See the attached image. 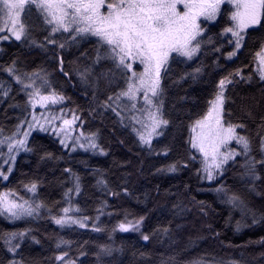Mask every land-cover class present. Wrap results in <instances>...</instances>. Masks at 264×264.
Instances as JSON below:
<instances>
[{
    "label": "trees",
    "instance_id": "trees-1",
    "mask_svg": "<svg viewBox=\"0 0 264 264\" xmlns=\"http://www.w3.org/2000/svg\"><path fill=\"white\" fill-rule=\"evenodd\" d=\"M24 19L37 45L15 38L0 41V130L5 136L11 135L18 125L22 130L25 128L26 123L21 124V121L26 117L30 119L27 95L5 71L15 61L21 75L39 69L49 74L51 86L66 97L59 106L68 112L76 111L83 121L81 131L98 132L97 142L104 151L70 150L48 131L30 132L27 147L32 151L16 155L8 179L0 177V192L12 189L25 199H31L33 194L26 192L23 184L35 181V199L46 207L37 216L17 220L0 214V234L30 230L15 256L8 253L0 241V264H8L12 259L23 264H58L55 257L60 251L67 252L68 259L75 260V264H192L196 260L201 264H264V219H261L264 179L251 188L250 182L241 178L243 157H238L216 181L202 180L196 171L200 167L199 160H189L195 153L189 152L188 144L190 122L209 107L216 82L228 71L241 68L245 79L237 77L226 89L225 119L245 125L238 131L251 138L253 155L260 158L259 135H264V81L256 71L255 53L264 43V28L256 26L255 30H250L243 50L232 60L209 49L194 63L170 65L162 77L165 91L161 97L164 116L170 123L161 136L153 137L150 151L147 145L139 142L127 120L122 123L111 109L100 107V102L117 91L114 84L103 78L98 85L80 80L78 73L85 67L92 68L93 81L102 71L112 67L106 62L94 64L95 41H81L63 51L51 46L41 48L38 44L47 33L36 10ZM224 24L225 20H221L220 26ZM217 31L218 27H212V33ZM221 43L223 53L231 51L226 41L221 40ZM218 57L219 66L216 64ZM201 62L204 71L200 77L181 79L184 72ZM64 73L69 75L66 77ZM4 90L8 91L7 95L3 94ZM3 151L6 152V147ZM173 163L177 164V170L167 171V166ZM65 169H71V174ZM4 171L7 172L6 167ZM261 175L264 176V170ZM74 176L80 178L79 192L75 191ZM98 180L105 181L107 186L98 184ZM220 185L239 195L248 208L255 211L256 223L251 213L245 214L232 207L214 191ZM69 189H72L73 211L78 208L77 215L89 218L84 228L79 225L62 228L52 219L69 206V197L65 196ZM113 192L117 195L113 196ZM104 202L106 207H103ZM125 213L127 219L144 217L141 231L119 229ZM238 221L242 225L239 230ZM96 228L101 230L96 231ZM144 234L149 235L148 241L142 239ZM59 238L71 241V246L58 250ZM100 245H107L112 251L100 253Z\"/></svg>",
    "mask_w": 264,
    "mask_h": 264
},
{
    "label": "snow or ice",
    "instance_id": "snow-or-ice-1",
    "mask_svg": "<svg viewBox=\"0 0 264 264\" xmlns=\"http://www.w3.org/2000/svg\"><path fill=\"white\" fill-rule=\"evenodd\" d=\"M33 9L47 33L38 44L39 47L51 46L54 50L63 51L67 46L78 45L81 41H95L94 64L106 62L112 67L102 71L95 81L91 79L92 68L85 67L78 73L80 80L85 84L98 85L103 78L109 84H114L117 91L100 102V107L111 109L122 123L127 120L139 142L147 145L150 151L153 137L161 136L162 130L170 123L164 116L161 99L165 91L162 77L167 74L170 65L174 62H183L186 65L189 62L194 63L209 49L214 54L221 53L226 60H232L243 50L247 33L255 30L256 26L264 28V0H0V41L14 37L16 41L37 45L36 39L31 38V27L24 19ZM221 20H225L223 26H220ZM212 27H218L219 31L212 33ZM5 32L9 35L3 34ZM221 40L226 41L231 51L223 53L224 45ZM255 60L256 71L264 81V43L256 51ZM60 63V70L63 72L62 58ZM216 64L219 66V57ZM15 65L16 62L13 61L5 71L22 86L27 95L26 103L32 109L40 105L41 109L47 110L62 104L66 99L62 92L51 86L49 74L45 70L24 72L21 75ZM203 71L201 62L190 71L184 72L181 79L187 76L195 80ZM64 75L67 77L69 74ZM237 77L245 79L241 68L221 76L215 85L214 98L208 101L207 110L190 122L189 152H194L195 155H190L189 160L198 159L200 167L196 170L197 175L202 180L212 182L223 176L230 163L243 157L241 178L249 181L250 187L254 188L257 181L264 179L261 175V170H264V135H259L260 158L257 159L253 155L251 138L238 131L244 129L245 125L234 124L225 119V104L228 99L226 89L234 84ZM3 94L7 95L8 91L4 90ZM69 111L72 112L71 119L64 118L63 108L59 115L54 112L45 115L42 112L39 118L33 112L31 120L26 117L21 121V124L28 125V130H23L22 137L19 135L22 131L20 125L8 136L0 130V160L3 161L0 164V177L8 179L18 153L32 151L27 147V137L34 127L45 132L52 129L65 148L103 153V148L97 142L98 132L86 134L80 131L73 136L74 125L80 121V117L76 115V111ZM80 123L82 126L83 121ZM69 140L71 144L68 143ZM5 147L7 152L3 151ZM46 156L50 157L51 154L46 153ZM5 167L7 172L4 171ZM176 170V163L167 166L169 172ZM64 171L71 174V169ZM79 179V176H74L76 192L80 191ZM97 183L107 186L103 180H98ZM23 187L26 192L33 194L31 199H25L12 189L0 192V214L7 215L10 220H17L37 216L46 207L42 201L35 199L37 182L23 184ZM71 191L69 189L65 193L69 197V206L62 208V214L53 216L52 219L62 228L72 225L84 228L89 223V218L77 215L78 208L73 211L70 203ZM123 191L127 193L128 190L124 188ZM214 191L232 207L241 209L245 214L251 213L253 223H256L255 211L248 208L239 195L223 185L216 187ZM111 194L117 195L115 192ZM106 206L104 202L103 207ZM100 211L102 209H98ZM127 215L125 213V219L119 223V229L125 232L141 231L144 217L127 219ZM261 219H264V214H261ZM241 226L238 221L237 230ZM29 231L2 233L0 241L6 246L8 253L15 256ZM149 238L147 234L142 236L145 241ZM71 243L59 238L56 247L59 250L62 246L70 247ZM99 248L100 253L112 251L107 245H100ZM68 255L67 252L60 251L55 259L61 264H75V260H69ZM8 264L23 262L12 259ZM192 264H201V261L196 260Z\"/></svg>",
    "mask_w": 264,
    "mask_h": 264
},
{
    "label": "rangeland",
    "instance_id": "rangeland-1",
    "mask_svg": "<svg viewBox=\"0 0 264 264\" xmlns=\"http://www.w3.org/2000/svg\"><path fill=\"white\" fill-rule=\"evenodd\" d=\"M3 34H5V35H9V34L6 33V32L3 33ZM12 38H14V37H12ZM10 39H11V38H10ZM29 106H30V105H29ZM33 112L35 113V115H36L38 118L41 116L42 112H43L45 115H47L48 112H54L55 114L59 115L60 112H61V107H60L59 105H57V106H54L53 108H50V109L45 110V109H41L40 105H37L35 109H32L31 106H30V119H29V120H31V117H32V113H33ZM64 113H65V116H64L65 119H71V118H72V112H68V111L64 110ZM41 123H43L42 120H41ZM23 130H28V125H27V124L25 125V128H24ZM23 130L19 133V135H20L21 137L23 136ZM32 130H40V129H39L38 127H34V128H32V129L30 130V132H31ZM70 131H71V130H70ZM80 131H81V128H80V122L77 121L76 125H74L73 136H74L76 133H79ZM48 132H49V133H52L54 136H56V135L54 134V132L52 131V129H49ZM56 137H57V136H56ZM57 138H58L59 141H60V138H59V137H57ZM68 143L71 144V141L69 140ZM63 147H64V146H63ZM68 149L72 150L70 147H69ZM76 149H80V148H76ZM76 149H75V150H76ZM83 150H85V149H83ZM6 152H7V148H6ZM58 262H59L58 264H61L60 261H58Z\"/></svg>",
    "mask_w": 264,
    "mask_h": 264
}]
</instances>
